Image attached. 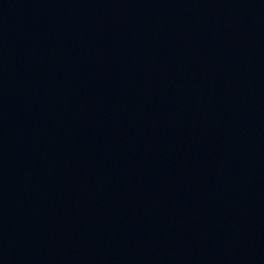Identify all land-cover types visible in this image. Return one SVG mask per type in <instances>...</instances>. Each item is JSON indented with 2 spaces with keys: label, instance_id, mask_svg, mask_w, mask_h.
Returning a JSON list of instances; mask_svg holds the SVG:
<instances>
[{
  "label": "water",
  "instance_id": "obj_1",
  "mask_svg": "<svg viewBox=\"0 0 264 264\" xmlns=\"http://www.w3.org/2000/svg\"><path fill=\"white\" fill-rule=\"evenodd\" d=\"M0 264H264V0H0Z\"/></svg>",
  "mask_w": 264,
  "mask_h": 264
}]
</instances>
